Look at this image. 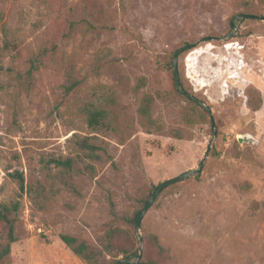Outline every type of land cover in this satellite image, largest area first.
Wrapping results in <instances>:
<instances>
[{
	"label": "rangeland",
	"instance_id": "rangeland-1",
	"mask_svg": "<svg viewBox=\"0 0 264 264\" xmlns=\"http://www.w3.org/2000/svg\"><path fill=\"white\" fill-rule=\"evenodd\" d=\"M84 2L103 10L98 21L88 17L97 29L81 22ZM237 14L264 15V0H0V202H20L8 264H85L60 235L97 246L114 227L131 235L125 248L140 246L146 259L165 264H264V208L248 209L264 201V19L232 24ZM68 19L80 23L66 36ZM3 27L14 40L10 51L1 48ZM53 44L26 78L30 58ZM186 44L180 77L211 108L214 126L202 106L175 90L167 68ZM71 64L78 85L66 90ZM10 65L23 77L17 87L4 75ZM102 85L114 96L113 133L93 132L80 110ZM144 93L156 97L152 113L161 128L153 132L138 115ZM92 135L107 154L85 159L80 166L93 170L81 167L64 183L50 160L76 157V140ZM209 142L200 173L153 200L140 243L128 219L157 184L197 169ZM14 171L27 191L20 193ZM242 181L249 190L238 191ZM153 235L165 247L161 255ZM119 258L104 254L106 264Z\"/></svg>",
	"mask_w": 264,
	"mask_h": 264
},
{
	"label": "trees",
	"instance_id": "trees-1",
	"mask_svg": "<svg viewBox=\"0 0 264 264\" xmlns=\"http://www.w3.org/2000/svg\"><path fill=\"white\" fill-rule=\"evenodd\" d=\"M82 13H83V17L81 19V22L86 25V31L97 29V25L89 21L88 17L92 18L95 21H98L99 17L103 13L101 7L100 6L94 7L91 6L88 2H84ZM79 23H80L79 20L68 19L67 32L65 35L66 36L69 35L72 29ZM2 33H3V45L1 48L4 51H10L11 48H14V40L10 37L7 28L3 27ZM54 49H56V44H53L51 47H44L34 57L30 58L29 60L30 66H29V70L26 73V78L31 77L32 71L37 69V67L41 64L43 59H45L48 56L49 53H51L52 55L55 51ZM16 57H17V52H14L12 56V61H14ZM0 67L2 68V66ZM167 68L173 70L172 60L168 62ZM5 70L6 71H4V75L6 76L7 79H9L8 81L14 83V87L19 86L23 82L22 74L19 73L18 70L16 71L13 65L8 66L7 68H5ZM64 76L66 77V82H67V84H65L66 90L74 89L78 85V80L76 79L72 64L66 66ZM180 80L185 91L189 94H192L191 89H189L185 85L181 77ZM144 84H145V78L142 77L139 79L138 85H144ZM1 85L2 84H0V89H2ZM175 90L185 99H187V101L192 103L193 108L201 106L197 102V100L188 98L186 95L182 94L178 90L176 84H175ZM95 92L96 94L92 95L91 93V95H89L86 98V100L82 102L80 106V110L84 112L86 115L87 126L93 132L101 133V134L110 133V132L113 133L118 131L119 126L116 124L114 117L110 114V111L108 109L109 104H112L114 101L112 89L108 86L102 85L98 87L93 93ZM156 96L159 97V94H157ZM257 97L259 101L260 96L258 93H257ZM155 98L156 97L151 93H144L139 101L138 115L141 119L140 120L141 126L144 128L146 132H153L161 128V125L159 124L157 119L153 117V113H152V105ZM257 107H253V108H257ZM204 112L208 114L206 110ZM185 115H190V113L186 112ZM212 123L214 124V120ZM95 139L96 140L98 139L97 136L92 135V136H85L83 138H79L78 140H76V147L78 149V153L76 157L66 156V157L52 158L50 160V163H53L57 168H59L62 181L64 183H68L67 179L69 178V176L67 175L75 173L76 171H78V169L81 170V167H83L87 171L93 170L92 164L88 162L84 166H80V164L83 163L85 159L98 160L102 158L103 154L105 155L107 154L106 148L104 146H102L101 144H97L96 142H92V140ZM99 151H102L103 154L99 153ZM77 158H80V160H78ZM10 175L17 180L20 193L25 192L26 188L22 173L19 171H14ZM235 187L238 189V191H247L250 188V184L247 181H242V182H238ZM163 189H161V191ZM28 191L39 192V188H35L34 190L32 188H29ZM150 195L147 196L142 201L141 207L138 210H136L133 218L131 220L128 219V221H131L132 223L137 222V218L140 212L143 210ZM259 208H264V201H253L248 206V209L250 211H255ZM19 209H20L19 201L9 202V203L0 202V225L3 226L6 235V242L0 245V264H8L11 243L16 240L15 223L18 220ZM124 236L131 237V235L128 236V233H126V231L123 228L114 227L104 232V234L99 238L98 240L99 244L97 246L92 245L86 242L85 240L79 239L70 234H61L60 238L63 241V243L66 246H68L73 251V253L76 254L85 264H106V262L104 261V254L113 255V257H116L119 254L121 255V258L116 259L113 264H116L121 259H125L126 261L120 264H165L164 262H161L160 260L157 259H152V258L146 259L144 251H141V249L138 247L125 248ZM151 240L154 247L158 249V252L161 255L164 252L165 247L159 242L158 238L155 235L152 236ZM136 257H138L137 261L135 262L129 261Z\"/></svg>",
	"mask_w": 264,
	"mask_h": 264
},
{
	"label": "water",
	"instance_id": "water-1",
	"mask_svg": "<svg viewBox=\"0 0 264 264\" xmlns=\"http://www.w3.org/2000/svg\"><path fill=\"white\" fill-rule=\"evenodd\" d=\"M244 18H255V19H264V15L262 16H257V15H254V14H237L235 15V17L233 18L232 20V24L234 21H237V24H239ZM211 37L210 36H205L203 37L201 40H208L210 39ZM191 47V44H186L178 49H176L174 51V54H173V57H172V66H173V73H174V80H175V84L178 88V90L186 95L188 98H191V99H195L197 100V102L208 112L210 118L212 119V122H213V117H212V112H211V108L205 104L202 100L196 98L194 95L192 94H189L185 91V89L183 88L182 84H181V80H180V74H179V70H178V56L179 54L190 48ZM213 124V123H212ZM214 126V124H213ZM213 133H214V130H213ZM241 139V138H239ZM210 144L211 142H209L208 146H207V149H206V152L204 154V157L202 158V160L200 161L199 163V166L197 169H189L185 172H182L180 175H178L177 177H174V178H170V179H167L163 182H160L159 184H157L154 188V190L152 191L148 201L146 202L143 210L140 212L138 218H137V222H136V232H137V235H138V238H139V242L141 243V235L139 233V228H140V224H141V220L145 214V212L148 210V208L151 206L153 200L155 199V197L159 194V192L161 191V189H163L164 187L172 184L173 182H175L176 180H179V179H182V178H185L187 176H191V175H197L200 173L201 171V168L203 166V163H204V160H205V157L207 156V153H208V150H209V147H210ZM140 248V247H139ZM137 258H134L132 260H129L130 262H135L137 261ZM126 260L125 259H121L119 260L116 264H120V263H123L125 262Z\"/></svg>",
	"mask_w": 264,
	"mask_h": 264
}]
</instances>
